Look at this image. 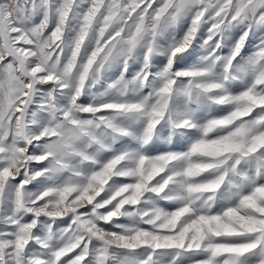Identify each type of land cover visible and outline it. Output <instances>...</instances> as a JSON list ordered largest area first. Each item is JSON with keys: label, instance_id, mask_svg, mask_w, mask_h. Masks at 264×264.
I'll return each instance as SVG.
<instances>
[{"label": "snow or ice", "instance_id": "snow-or-ice-1", "mask_svg": "<svg viewBox=\"0 0 264 264\" xmlns=\"http://www.w3.org/2000/svg\"><path fill=\"white\" fill-rule=\"evenodd\" d=\"M0 264H264V0H0Z\"/></svg>", "mask_w": 264, "mask_h": 264}]
</instances>
